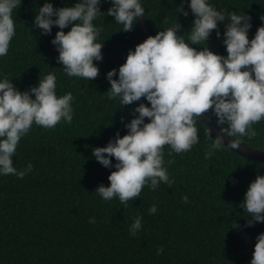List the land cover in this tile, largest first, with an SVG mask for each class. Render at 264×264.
Segmentation results:
<instances>
[{"label":"trees","instance_id":"trees-1","mask_svg":"<svg viewBox=\"0 0 264 264\" xmlns=\"http://www.w3.org/2000/svg\"><path fill=\"white\" fill-rule=\"evenodd\" d=\"M51 2L61 7L72 6L76 0ZM180 2L142 0L144 19L154 35L171 26ZM211 2L219 9L248 15L252 25L249 39L264 24V0ZM43 3L22 0L13 10L16 34L8 54L0 57V74L13 79L23 91L35 86L39 76L54 72L57 93L73 94L74 114L71 123L61 120L53 128L33 124L12 157L17 170L31 162L32 171L23 178L0 176V264H249L264 222L247 226L249 213L239 205L250 182L264 175V164L248 162L224 146L205 158L214 137L201 119V123L197 120L199 142L190 150L176 153L164 145V167L173 183L161 182L155 189L146 184L140 196L126 204L118 197L104 200L95 192L100 184L108 186L107 177L115 169L96 161L92 149L106 146L117 132L126 134L121 118L130 122L136 105H147L143 98L124 106L109 100L106 73L118 69L129 49L134 50L147 35L139 20L131 31H123L113 17L98 16L93 23L102 29L99 42H104L103 59L94 61L99 75L90 81L70 78L50 43L59 29L53 26L51 34L44 35L32 27ZM109 7L111 0H101V12ZM184 7L188 10L187 4ZM177 19L183 26L178 34L187 39L194 17L189 11L187 17L178 14ZM218 27L221 38L213 31L206 44L214 53L226 56L224 24ZM252 127L256 135L240 141L264 148V119ZM112 163H116L114 158ZM153 204L157 211L149 213ZM136 216L142 217V227L133 236L130 225ZM234 223L239 227L233 228Z\"/></svg>","mask_w":264,"mask_h":264},{"label":"clouds","instance_id":"clouds-1","mask_svg":"<svg viewBox=\"0 0 264 264\" xmlns=\"http://www.w3.org/2000/svg\"><path fill=\"white\" fill-rule=\"evenodd\" d=\"M21 3L0 0V57L8 54L16 34L13 10ZM100 4L101 0H76L72 6L54 7L51 0H44L34 16L32 27L39 28L41 34L50 35L53 26L59 29L50 43L58 52L57 62L70 78L90 81L99 75L94 61L103 59L104 42H99L102 29L93 23L98 16H111L123 25V31H131L145 14L142 0H111L106 13L101 12ZM189 11L194 19L185 39L184 34H178L183 26L177 15L187 17ZM250 19L245 13L219 9L211 0H181L171 26L129 49L124 63L106 73L109 100H118L124 106L143 98L147 105L139 102L130 113V122L121 118L126 134L117 132L106 146L92 149L96 161L115 169L107 177L108 186L100 184L95 191L102 199L118 197L126 204L138 198L146 184L155 189L161 182L173 183L164 167V145L176 153L190 150L199 142L197 120L201 123L203 113L216 118L221 133L212 139L205 158L225 145L229 137H235L227 141L236 149L241 137L256 135L252 125L264 119V24L249 39ZM220 23L224 24L226 56L214 53L206 44L213 31L221 38ZM201 42L206 46H192ZM12 81L0 74V176L23 178L33 165L29 162L22 170L13 166L12 157L21 138L33 124L53 128L61 120L71 123L74 97L70 91L57 93L54 72L39 76L35 86L23 91ZM239 207L249 213L247 226L264 222V175L250 182ZM148 211L156 213V205ZM141 227L142 217L136 216L130 234L136 235ZM232 227L239 225L234 223ZM255 239L249 264H264V232ZM162 251V247L157 248L158 255Z\"/></svg>","mask_w":264,"mask_h":264},{"label":"water","instance_id":"water-1","mask_svg":"<svg viewBox=\"0 0 264 264\" xmlns=\"http://www.w3.org/2000/svg\"><path fill=\"white\" fill-rule=\"evenodd\" d=\"M139 24L141 26V28L143 29V31L146 33L147 37L148 36H154V33L151 29L150 26H147L146 21L144 19V17H141L139 19ZM200 119L206 124L208 125V129L211 132L212 136L215 138L218 135H221V133L219 132V126L212 120L211 115H209L208 113H203L201 114ZM227 139H235L233 137H229ZM227 139H225L224 147L230 149L233 153L243 157L244 159H246L248 162L251 163H263L264 164V148L261 147H252V146H248L245 143L241 142L239 140V147L236 149H233L231 147V145L228 144Z\"/></svg>","mask_w":264,"mask_h":264}]
</instances>
